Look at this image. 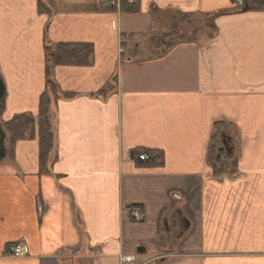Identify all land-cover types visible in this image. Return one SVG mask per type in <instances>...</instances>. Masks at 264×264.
Returning a JSON list of instances; mask_svg holds the SVG:
<instances>
[{"label":"crops","instance_id":"0c3cea01","mask_svg":"<svg viewBox=\"0 0 264 264\" xmlns=\"http://www.w3.org/2000/svg\"><path fill=\"white\" fill-rule=\"evenodd\" d=\"M246 3L0 0V264H264V0ZM185 16L214 27L168 46ZM64 43L89 64H55ZM44 92L43 167L38 127L12 145L7 123L39 120Z\"/></svg>","mask_w":264,"mask_h":264},{"label":"trees","instance_id":"16d2710c","mask_svg":"<svg viewBox=\"0 0 264 264\" xmlns=\"http://www.w3.org/2000/svg\"><path fill=\"white\" fill-rule=\"evenodd\" d=\"M247 2V0H246ZM258 9L264 8V3H258ZM247 5V3H246ZM245 7V6H244ZM121 10L128 12L137 11V5L131 4L128 0H122ZM206 18V17H204ZM209 18V17H208ZM194 19V18H193ZM211 19V18H210ZM192 20V19H191ZM214 20V19H213ZM94 50L90 44H58L57 52L54 57V63L57 65H84L89 64V58L93 54ZM49 67L46 68V76H49ZM48 84L53 82L48 80ZM3 100L0 101V103ZM49 106L50 98L47 92L41 96L39 107V120L32 115L21 114L15 116L7 123V130L10 134V142L12 145L17 140L25 139L27 134H31L34 137L36 129L38 127V137L40 141V160L41 165L44 167L47 163L49 153L52 150L53 135L51 132V125L49 123ZM3 112V106L0 104V116ZM152 153L155 151H151ZM156 157H160V154L156 153Z\"/></svg>","mask_w":264,"mask_h":264},{"label":"rangeland","instance_id":"374dc122","mask_svg":"<svg viewBox=\"0 0 264 264\" xmlns=\"http://www.w3.org/2000/svg\"><path fill=\"white\" fill-rule=\"evenodd\" d=\"M194 18V19H193ZM192 19V20H191ZM214 27L213 18L204 17H178L174 21V26L172 31L164 38L163 41L171 43L178 40H186L193 38V34H203ZM199 34V35H200Z\"/></svg>","mask_w":264,"mask_h":264},{"label":"water","instance_id":"95a60500","mask_svg":"<svg viewBox=\"0 0 264 264\" xmlns=\"http://www.w3.org/2000/svg\"><path fill=\"white\" fill-rule=\"evenodd\" d=\"M6 96V86L4 81L2 80L0 76V101ZM224 136V135H223ZM6 132L3 130L2 125L0 124V161H3L7 156V150H6ZM223 147H220L218 149L219 157L221 156V153L223 151L227 152V156H231L233 154V146L230 145L231 138L223 139L222 141Z\"/></svg>","mask_w":264,"mask_h":264},{"label":"built area","instance_id":"2783aa9c","mask_svg":"<svg viewBox=\"0 0 264 264\" xmlns=\"http://www.w3.org/2000/svg\"><path fill=\"white\" fill-rule=\"evenodd\" d=\"M135 0H129V2H134ZM109 2H110V4L112 5V6H120V0H109ZM234 2H236L237 4H240V5H242L243 4V2H244V0H234ZM149 158V156L146 154V153H141L140 155H139V159L141 160V161H146L147 159ZM10 252H11V255H13V256H15V257H19V256H23L24 255V250H23V248L20 246V245H18V246H16V247H12L11 249H10ZM125 260H127V261H132L133 260V258L132 257H130V256H127V257H125Z\"/></svg>","mask_w":264,"mask_h":264}]
</instances>
